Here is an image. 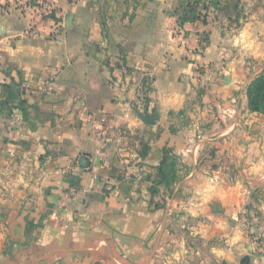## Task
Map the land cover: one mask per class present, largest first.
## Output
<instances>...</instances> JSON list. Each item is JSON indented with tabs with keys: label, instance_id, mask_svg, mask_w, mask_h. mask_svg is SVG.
Here are the masks:
<instances>
[{
	"label": "crops",
	"instance_id": "obj_1",
	"mask_svg": "<svg viewBox=\"0 0 264 264\" xmlns=\"http://www.w3.org/2000/svg\"><path fill=\"white\" fill-rule=\"evenodd\" d=\"M196 1L0 14V264H264L235 169L264 127V0L235 24Z\"/></svg>",
	"mask_w": 264,
	"mask_h": 264
},
{
	"label": "rangeland",
	"instance_id": "obj_2",
	"mask_svg": "<svg viewBox=\"0 0 264 264\" xmlns=\"http://www.w3.org/2000/svg\"><path fill=\"white\" fill-rule=\"evenodd\" d=\"M201 2L202 3L198 5L199 9L209 10L213 15H215L217 11L220 14L219 16L229 19L236 17L232 21L233 24L237 23V15L243 10L241 0H201ZM54 7L58 9L57 14L54 16L57 20L50 16V10ZM12 13H20L27 22H30V25H35L29 28L33 31L34 27H41V23L43 22H59L62 20L63 15L66 13V6L62 3V0H0V14L10 16ZM233 28L236 29L237 26H233ZM252 65L253 67L255 66V73L251 74L248 87H250L257 78L264 75V64L253 63ZM255 139L254 148H247L243 151V155L245 156L244 161L246 163L240 166V168H235L236 170H248L247 175L242 173L239 180L247 189L245 195L247 211L251 210L255 205L264 203V169L262 170V168H264V127L256 134ZM250 171H253V173H250ZM252 214L254 215L255 213L249 211L246 214V232L251 236L257 235L259 237V234L254 231L255 227H250L247 223L250 222V218L252 219ZM259 246L264 249V246L261 244Z\"/></svg>",
	"mask_w": 264,
	"mask_h": 264
},
{
	"label": "trees",
	"instance_id": "obj_3",
	"mask_svg": "<svg viewBox=\"0 0 264 264\" xmlns=\"http://www.w3.org/2000/svg\"><path fill=\"white\" fill-rule=\"evenodd\" d=\"M196 2H198V0ZM57 10L58 9H56V7H54L53 9L51 8L50 16L54 17L55 14H57ZM196 10H197L196 4L190 6L189 11L185 13V16L181 18L182 19L181 21L184 22L186 20H189L190 17H188V14L189 13L194 14ZM247 96L249 99L250 109L264 114V75H261L250 85V87H248Z\"/></svg>",
	"mask_w": 264,
	"mask_h": 264
},
{
	"label": "built area",
	"instance_id": "obj_4",
	"mask_svg": "<svg viewBox=\"0 0 264 264\" xmlns=\"http://www.w3.org/2000/svg\"><path fill=\"white\" fill-rule=\"evenodd\" d=\"M56 76L54 75L51 79H50V81H49V83H48V89L49 90H52L53 88H54V86H55V84H56ZM103 124V120H102V122H101V124H99L98 126H96V129H97V131L98 132H100L101 130H102V125ZM109 190H114L113 189V187H111V186H108L107 187Z\"/></svg>",
	"mask_w": 264,
	"mask_h": 264
}]
</instances>
